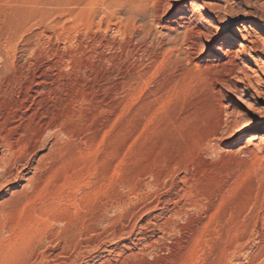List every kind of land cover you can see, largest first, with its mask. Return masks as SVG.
Returning <instances> with one entry per match:
<instances>
[{
	"label": "rangeland",
	"instance_id": "374dc122",
	"mask_svg": "<svg viewBox=\"0 0 264 264\" xmlns=\"http://www.w3.org/2000/svg\"><path fill=\"white\" fill-rule=\"evenodd\" d=\"M243 133L264 0H0V264H264Z\"/></svg>",
	"mask_w": 264,
	"mask_h": 264
},
{
	"label": "bare ground",
	"instance_id": "6f19581e",
	"mask_svg": "<svg viewBox=\"0 0 264 264\" xmlns=\"http://www.w3.org/2000/svg\"><path fill=\"white\" fill-rule=\"evenodd\" d=\"M173 1H177V0H173ZM171 4V3H170ZM160 7V6H159ZM164 8H166L165 10H168L169 8H170V5H167V6H165V4H164ZM201 10V9H200ZM133 11V10H132ZM197 11H198V8H197V10H196V13H197ZM199 12V11H198ZM195 13V12H194ZM121 14V13H120ZM150 14V13H149ZM194 15V14H193ZM196 15V14H195ZM138 16V15H137ZM183 16V15H182ZM191 16V15H190ZM195 17V16H194ZM201 18H203V17H201ZM162 19V18H161ZM165 19V18H164ZM204 19H205V17H204ZM178 20V19H177ZM203 20V19H202ZM179 21L181 22V23H184V24H186V25H192V27H190L188 30H186L185 31V33L187 34L188 33V35L189 36H193L194 35V33L196 34V33H201L202 31H200L201 29H199L198 28V23H195V24H193V22H192V20L190 19V18H188V17H181L180 19H179ZM204 21V20H203ZM205 21H206V19H205ZM161 22V21H160ZM159 22V20H158V22L157 23H160ZM180 22H178V23H180ZM199 22H201V21H199ZM177 23V22H176ZM178 23H177V26H178ZM206 23V22H205ZM171 24V23H170ZM173 24V23H172ZM200 24H203V23H200ZM185 25V26H186ZM163 26V25H162ZM181 26V25H180ZM210 26V25H209ZM169 27V26H168ZM163 28H166V27H163ZM170 29L169 30H173V32L174 31H176L177 29H175V28H173V27H169ZM177 28V27H176ZM204 28V27H203ZM180 33V32H179ZM199 34H198V36H199ZM187 35V36H188ZM195 36V35H194ZM241 36V30L239 29V28H235V29H233L232 30V32L231 33H228V34H226L224 37H223V39H222V41H219V43L217 44V45H215L214 47H213V50L215 51V52H223V50H224V48H225V46L226 45H228L229 43H231L234 39H235V37H240ZM190 37V38H191ZM196 37V36H195ZM200 37V36H199ZM193 38V37H192ZM175 39V38H174ZM194 39V38H193ZM192 40V39H191ZM194 42V41H193ZM101 43V42H100ZM190 46H191V44H190ZM242 49H244L245 48V44H240L239 45ZM127 50V49H126ZM134 51V50H133ZM229 51V50H228ZM142 52V51H141ZM191 52V51H190ZM227 52V51H226ZM231 52V51H230ZM126 53V52H125ZM132 54V53H131ZM225 54V53H224ZM133 55V54H132ZM135 55H137V54H135ZM230 55V53H226L225 54V56H227V57H231V56H229ZM146 57V56H145ZM232 58V57H231ZM214 61H216V62H220V59L219 58H215L214 59ZM141 63H143V62H141ZM138 66H139V64H138ZM130 79V78H129ZM126 82H129L128 80L126 81ZM243 101V100H242ZM239 138H242L247 144H249V145H257V143L258 142H260L261 140H263L264 139V134L263 133H243V134H241L240 136H239ZM243 252V251H242ZM254 255V254H253ZM263 263V262H262Z\"/></svg>",
	"mask_w": 264,
	"mask_h": 264
}]
</instances>
